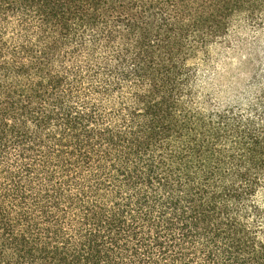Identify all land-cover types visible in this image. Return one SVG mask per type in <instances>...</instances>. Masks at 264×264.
<instances>
[{
  "label": "trees",
  "instance_id": "obj_1",
  "mask_svg": "<svg viewBox=\"0 0 264 264\" xmlns=\"http://www.w3.org/2000/svg\"><path fill=\"white\" fill-rule=\"evenodd\" d=\"M264 0H0V264H264V78L195 64Z\"/></svg>",
  "mask_w": 264,
  "mask_h": 264
},
{
  "label": "rangeland",
  "instance_id": "obj_2",
  "mask_svg": "<svg viewBox=\"0 0 264 264\" xmlns=\"http://www.w3.org/2000/svg\"><path fill=\"white\" fill-rule=\"evenodd\" d=\"M207 54L195 64L197 95L209 96L212 105L242 101L252 91L253 76L264 78V26L235 24Z\"/></svg>",
  "mask_w": 264,
  "mask_h": 264
}]
</instances>
